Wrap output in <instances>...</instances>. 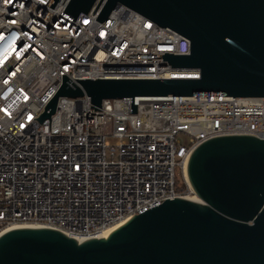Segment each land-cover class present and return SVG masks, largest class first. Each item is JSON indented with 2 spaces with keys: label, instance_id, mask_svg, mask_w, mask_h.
<instances>
[{
  "label": "built area",
  "instance_id": "2783aa9c",
  "mask_svg": "<svg viewBox=\"0 0 264 264\" xmlns=\"http://www.w3.org/2000/svg\"><path fill=\"white\" fill-rule=\"evenodd\" d=\"M0 0V236L51 228L85 241L163 203L197 196L186 176L194 150L230 135L264 139V97L173 96L103 100L59 97L51 120L38 117L73 78L199 77L163 58L190 54V41L118 5L75 21L70 0ZM183 138L185 142L180 141ZM182 184L178 185L177 172Z\"/></svg>",
  "mask_w": 264,
  "mask_h": 264
},
{
  "label": "water",
  "instance_id": "95a60500",
  "mask_svg": "<svg viewBox=\"0 0 264 264\" xmlns=\"http://www.w3.org/2000/svg\"><path fill=\"white\" fill-rule=\"evenodd\" d=\"M58 0H49L54 7ZM106 20L126 5L190 41V54H129L163 58L196 78H73L62 84L35 119L51 120L59 97L103 100L173 96L264 97V0H70L73 19L95 11ZM188 179L200 201L166 199L111 230L78 241L51 228H15L0 236V264H264V139L215 137L199 145Z\"/></svg>",
  "mask_w": 264,
  "mask_h": 264
},
{
  "label": "bare ground",
  "instance_id": "6f19581e",
  "mask_svg": "<svg viewBox=\"0 0 264 264\" xmlns=\"http://www.w3.org/2000/svg\"><path fill=\"white\" fill-rule=\"evenodd\" d=\"M186 176H187V178H188V174H187V173H186ZM190 200H193V201H200V199H199L198 197H196V196H194L193 198H190ZM121 224H122V223H121ZM121 224L115 225L114 227H112V228H111L110 230H108L107 232L101 234L98 238L105 237V236H106L111 230H113L114 228L118 227V226L121 225ZM10 230H12V229H10ZM8 231H9V230H8ZM75 239H76V238H75ZM77 240L81 242V238H77Z\"/></svg>",
  "mask_w": 264,
  "mask_h": 264
},
{
  "label": "rangeland",
  "instance_id": "374dc122",
  "mask_svg": "<svg viewBox=\"0 0 264 264\" xmlns=\"http://www.w3.org/2000/svg\"><path fill=\"white\" fill-rule=\"evenodd\" d=\"M180 141L182 142H185L183 138H180ZM177 180H178V185L182 184V178H181V175H180V172L178 170L177 172ZM197 197V196H196ZM193 198V197H192Z\"/></svg>",
  "mask_w": 264,
  "mask_h": 264
}]
</instances>
